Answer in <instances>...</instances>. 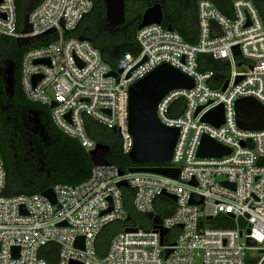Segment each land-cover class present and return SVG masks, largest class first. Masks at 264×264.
Returning <instances> with one entry per match:
<instances>
[{"label":"built area","instance_id":"2783aa9c","mask_svg":"<svg viewBox=\"0 0 264 264\" xmlns=\"http://www.w3.org/2000/svg\"><path fill=\"white\" fill-rule=\"evenodd\" d=\"M197 4V44H189L163 24H153L137 32L141 52L124 54L112 69L92 42L70 35L93 10L92 0H31L22 19L16 0H0V36L15 42L33 38L29 45L36 40L44 43L23 57L25 97L49 107L54 125L88 153L98 145L88 131V122L95 121L113 134L116 130L122 153L129 156L135 144L129 126V90L157 67L169 64L194 80L193 88L172 90L157 108L160 122L179 130L172 160L160 166L179 169L177 179L121 175L115 165H94L85 182L53 187V204L43 194L5 196L7 174L0 153V264H264V130L242 129L236 111L243 99L264 106V0H197ZM213 22L220 31L213 30ZM200 55L226 64L227 76L220 87L213 86L214 71L199 70ZM221 105L223 124L216 127L202 121ZM205 136L230 153L199 157ZM123 181L134 191L136 213L147 215L150 227L132 225L134 218L125 208L120 186ZM159 197L174 203L172 214L156 210ZM113 223H121L122 229L100 256L99 236ZM79 238L83 248L76 246ZM249 240L256 245L249 246ZM54 248L52 263L47 256L54 255Z\"/></svg>","mask_w":264,"mask_h":264},{"label":"trees","instance_id":"16d2710c","mask_svg":"<svg viewBox=\"0 0 264 264\" xmlns=\"http://www.w3.org/2000/svg\"><path fill=\"white\" fill-rule=\"evenodd\" d=\"M16 1L22 19L28 14L31 0ZM92 1L93 10L70 35L89 39L112 69L117 68L124 54L137 55L141 52L136 41L138 26L144 13L157 3L163 8V26L171 27L189 44H197V0H125L126 22L116 28L108 26L105 0ZM217 7L223 9L220 4ZM42 42L36 40L27 47L19 48L14 39L0 36V153L7 174L4 195L8 197L43 194L59 184L79 185L89 179L94 167L90 153L81 143L54 125L49 107L33 103L24 95L21 86L23 57L27 50L43 45ZM198 62L200 71L215 72L217 80L213 86L220 87L227 76L226 64L207 55H200ZM88 131L97 143L111 147L106 158L123 173L127 174L133 167L150 166L133 165L128 156L122 153L117 137L106 127L90 121ZM122 190L125 208L134 218L137 214L133 207L134 191L129 187H123ZM155 207L167 216L173 213L174 203L159 197ZM166 207L169 210L162 212ZM225 220L233 226L231 218ZM121 229V223H113L104 228L97 242L100 256L106 254L111 239ZM55 250L57 253L54 248V255L47 256L49 262L56 261Z\"/></svg>","mask_w":264,"mask_h":264},{"label":"water","instance_id":"95a60500","mask_svg":"<svg viewBox=\"0 0 264 264\" xmlns=\"http://www.w3.org/2000/svg\"><path fill=\"white\" fill-rule=\"evenodd\" d=\"M107 10V22L111 28L120 27L126 22V6L125 0H105ZM164 13L161 4L157 3L149 8L143 15L142 21L138 26V30L144 27L163 24ZM26 28L24 32L31 31L28 25V16L25 18ZM213 30L220 31V26L213 22ZM173 31L171 27L168 28ZM48 32L46 35H49ZM33 38H23L16 41L19 48H24L32 41ZM80 40H88L81 37ZM91 42V41H90ZM235 54L240 55L238 48H235ZM116 76V73H111ZM194 86V80L182 73L180 70L169 64H162L153 70L142 80L136 82L129 90V126L130 132L134 138V148L128 158L131 163L137 165H150L145 167H133L129 173H145L157 174L177 179L179 177V169H168L160 167L166 165L172 160L174 148L178 139L179 130L163 125L157 115V108L160 101L165 95L175 89H191ZM228 82L224 85L223 91L226 90ZM55 104L52 105L54 107ZM237 121L239 126L244 130L262 131L264 130V106L254 99H243L236 104ZM203 122H207L219 127L224 122V109L219 106L203 118ZM116 134V130H113ZM120 137V135H119ZM111 150L109 145L99 144L96 149L90 153V157L95 166H103L110 164L106 156ZM230 150L223 147L216 141L205 136L198 152L199 157L220 158L229 154ZM123 175V172H121ZM121 187H128V183L123 181ZM53 204L56 203V196L53 189H48L43 193ZM175 202L176 197L169 196ZM194 204V201H192ZM201 204V202H200ZM131 217L127 221H130ZM154 223L158 226L161 224V218L157 216ZM130 231V229L128 230ZM83 239L77 240L76 246L83 248ZM249 246H255L256 242L248 241ZM18 249L15 250L17 252ZM170 254V251H167Z\"/></svg>","mask_w":264,"mask_h":264},{"label":"rangeland","instance_id":"374dc122","mask_svg":"<svg viewBox=\"0 0 264 264\" xmlns=\"http://www.w3.org/2000/svg\"><path fill=\"white\" fill-rule=\"evenodd\" d=\"M238 70L240 71V69H238ZM109 134L111 135V132H109ZM110 137L112 138V136H110ZM113 139L114 138H112V140ZM132 225H138V226L146 227V226L150 225V220H149L147 215L136 214V216L134 217V220L132 222Z\"/></svg>","mask_w":264,"mask_h":264},{"label":"crops","instance_id":"0c3cea01","mask_svg":"<svg viewBox=\"0 0 264 264\" xmlns=\"http://www.w3.org/2000/svg\"><path fill=\"white\" fill-rule=\"evenodd\" d=\"M90 122V121H89ZM89 122H88V124H89Z\"/></svg>","mask_w":264,"mask_h":264}]
</instances>
